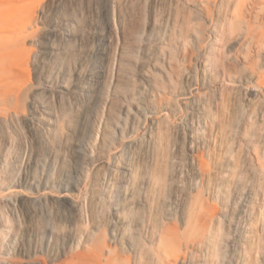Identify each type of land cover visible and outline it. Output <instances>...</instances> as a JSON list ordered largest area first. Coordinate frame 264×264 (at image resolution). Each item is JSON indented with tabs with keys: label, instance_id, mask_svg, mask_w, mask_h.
I'll use <instances>...</instances> for the list:
<instances>
[{
	"label": "rangeland",
	"instance_id": "1",
	"mask_svg": "<svg viewBox=\"0 0 264 264\" xmlns=\"http://www.w3.org/2000/svg\"><path fill=\"white\" fill-rule=\"evenodd\" d=\"M158 95L179 109L164 162L108 179ZM137 241L149 264H264V0H0V264H133Z\"/></svg>",
	"mask_w": 264,
	"mask_h": 264
},
{
	"label": "bare ground",
	"instance_id": "2",
	"mask_svg": "<svg viewBox=\"0 0 264 264\" xmlns=\"http://www.w3.org/2000/svg\"><path fill=\"white\" fill-rule=\"evenodd\" d=\"M9 10V8H7ZM102 53L97 48L93 54V59H97V57L101 56ZM95 73L86 76L81 80V83L76 86V89H78L81 93V98L86 103H92L97 104L101 99V91H102V79H103V71L101 70V67L95 68ZM122 78H119L118 80H121ZM50 81H45L46 87H48L47 84H49ZM230 87L235 88H241L243 87L241 83L239 85H229ZM63 88L62 86H59L58 89ZM74 93V92H73ZM72 93V94H73ZM159 101L158 110L154 108H144V107H136V110L134 113H129L128 118L131 120L133 127L131 131L127 134L130 136L133 134H137L134 132L136 129L137 132L140 130L143 132V135H135L132 138L125 137L120 140V146L119 149L116 151H111L107 149L105 158L98 162V166L104 165L106 168V176L107 178L111 177H117L121 182L128 181L132 177V165L131 160L135 159L136 157L141 156H148V158L151 160V162H164L165 159V153H166V143H167V133L171 129V123L169 121V116L171 113L176 114L179 109L177 106H175L173 109H170V107L163 103V99L161 95H158ZM77 100V98H76ZM184 104H193V100L187 97H183L181 100ZM32 110L35 109L34 105L31 107ZM35 112V111H34ZM33 120H37L36 118H33ZM31 122V121H30ZM119 129V127L117 126ZM81 149H85L84 146H79ZM202 167V166H200ZM161 173V170L159 168L158 172L156 173V177H158ZM81 174L79 170H74L73 177L77 178ZM158 184H160V179L157 178ZM161 185V184H160ZM75 188L73 180H70L69 178L63 179V194L57 198V201L61 203L63 206L64 211H66L69 207L71 208V205L68 202L69 199V193L71 190ZM118 192L120 191V188L116 189ZM119 204V202H118ZM121 213L119 208L114 209L113 218L115 219L111 223V236L114 240L117 237V228L124 224V221L120 217ZM146 222L144 221V218H142L138 222V229L136 230L135 237L136 239L141 240L143 234H144V228H145ZM167 236V233L163 235L165 238ZM131 252L133 254V264H137V261H142L141 264H149L148 257L143 253V249L138 244V241L134 243L133 248L131 249ZM110 261H112V264H128L126 261L121 260L120 258L116 256H110Z\"/></svg>",
	"mask_w": 264,
	"mask_h": 264
}]
</instances>
